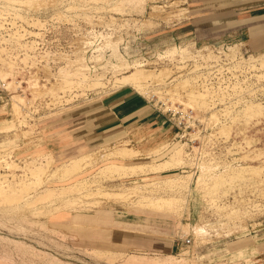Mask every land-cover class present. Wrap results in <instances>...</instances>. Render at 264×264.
<instances>
[{
    "label": "rangeland",
    "instance_id": "rangeland-1",
    "mask_svg": "<svg viewBox=\"0 0 264 264\" xmlns=\"http://www.w3.org/2000/svg\"><path fill=\"white\" fill-rule=\"evenodd\" d=\"M188 4L0 0V264H264V51L181 35ZM199 51H208L209 62L226 56L222 70L239 79L204 87ZM136 73L148 75L139 88L125 83ZM124 89L162 113H191L196 128L173 126L182 121L176 114L167 122L173 135L151 143L51 150L53 121ZM122 149L130 155H112ZM95 153L104 158L64 171ZM119 166L145 167L123 175ZM128 189L137 195L122 199ZM138 195L175 200L181 209L140 207ZM118 211L167 218L178 241L191 244L166 257L76 241L72 215Z\"/></svg>",
    "mask_w": 264,
    "mask_h": 264
},
{
    "label": "crops",
    "instance_id": "crops-1",
    "mask_svg": "<svg viewBox=\"0 0 264 264\" xmlns=\"http://www.w3.org/2000/svg\"><path fill=\"white\" fill-rule=\"evenodd\" d=\"M189 1L187 17L178 29L181 35L193 36L202 43L235 41L251 52L264 51V0ZM48 128L51 150L56 154L83 153L119 141L136 147L143 139L151 143L173 135L164 116L144 97L125 89L90 107L63 114ZM149 216L118 211L115 215H72L70 222H75L78 230L74 233L76 241L89 249L113 254L174 255L179 241L172 222Z\"/></svg>",
    "mask_w": 264,
    "mask_h": 264
},
{
    "label": "bare ground",
    "instance_id": "bare-ground-1",
    "mask_svg": "<svg viewBox=\"0 0 264 264\" xmlns=\"http://www.w3.org/2000/svg\"><path fill=\"white\" fill-rule=\"evenodd\" d=\"M143 76H144V74L142 75L140 73L133 74V75H131L130 77H128L126 79L125 83L128 84V85L131 84L132 86H134L136 88H139L140 86L142 87V84L144 83L143 80H144V78H147L148 75H145L144 78H143ZM257 106H261V105L260 104H257ZM117 154L116 153H113L112 155H117ZM125 154H126L125 152H121L119 155L125 156ZM101 158L103 159L104 156L103 157L98 156L97 153L91 154V155H87L85 157H82V158H79V159L74 160L71 163V165L69 167H67L64 171H66V173L77 172V171H79V169H81L82 167H84L85 164L89 163L90 161L97 162V161H99L98 159H101ZM119 167H120L121 172H123L122 173L123 175H128L130 171L132 172V171H135L136 169H142L145 166H134V167L119 166ZM252 168L253 167H251V169ZM255 169H257V168L255 167ZM126 191L127 192H125V194H123V192L119 194L122 199H127L129 197H132L134 195H137V193L132 192L129 189L126 190ZM136 198H137V200L141 204L140 207H145V208L152 209V210H156V211H164V212L171 211V212H176L177 209L180 207L179 206V203L177 201L171 200V199H165L164 197L163 198H161V197H144V196H139L138 195V196H136ZM180 209H181V207H180ZM125 264H170V263L168 261H165V260H162V259L161 260H159V259L158 260H140V259H137V258H130V259H128V261Z\"/></svg>",
    "mask_w": 264,
    "mask_h": 264
},
{
    "label": "built area",
    "instance_id": "built-area-1",
    "mask_svg": "<svg viewBox=\"0 0 264 264\" xmlns=\"http://www.w3.org/2000/svg\"><path fill=\"white\" fill-rule=\"evenodd\" d=\"M208 51H199V54L196 56L197 61L199 62V70H198V76L197 79H199V82L204 86V87H208L209 89H223V87L231 85V82L239 79L238 77H230V76H226L225 71L229 68H227L226 70H222L226 65L229 64H222V62H220V60H224L226 59V56H218L216 57V59L213 62H209L213 59L207 60L208 57L207 53ZM244 52L249 53L248 50L244 49ZM219 55L224 54L221 52H218ZM206 57V58H205ZM220 59V60H219ZM230 63V62H229ZM234 67V66H233ZM247 67V66H246ZM243 73V72H242ZM241 74V71H240ZM244 78V77H242ZM244 80V79H242ZM244 82V81H243ZM154 107V106H152ZM154 110L157 111L159 114H161L162 116H164V118L166 119L167 122H171L172 118L175 117L176 114H180L182 117V121L178 122V124H174L172 123L173 126H175L178 129H185V130H191L194 131V129L196 128L193 121V116H191V113H185L182 115V113H177L174 110H167L165 112L166 113H162L160 112L158 109H156V107H154ZM170 115H173L172 117ZM174 120V119H173ZM190 123V125H189ZM183 129V131H185ZM180 244L184 247H188L191 244L190 239L188 238H184L182 240L179 241V246Z\"/></svg>",
    "mask_w": 264,
    "mask_h": 264
}]
</instances>
